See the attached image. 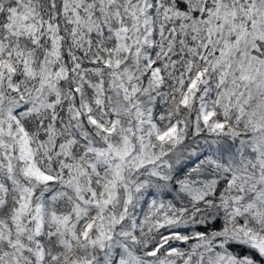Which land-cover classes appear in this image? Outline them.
I'll return each mask as SVG.
<instances>
[{
  "label": "snow or ice",
  "instance_id": "6c2138e0",
  "mask_svg": "<svg viewBox=\"0 0 264 264\" xmlns=\"http://www.w3.org/2000/svg\"><path fill=\"white\" fill-rule=\"evenodd\" d=\"M0 264H264V0H0Z\"/></svg>",
  "mask_w": 264,
  "mask_h": 264
}]
</instances>
